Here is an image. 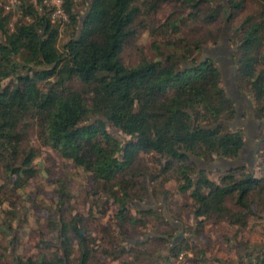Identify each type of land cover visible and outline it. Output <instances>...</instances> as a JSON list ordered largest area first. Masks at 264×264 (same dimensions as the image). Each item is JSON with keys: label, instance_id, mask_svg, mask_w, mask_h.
Wrapping results in <instances>:
<instances>
[{"label": "trees", "instance_id": "16d2710c", "mask_svg": "<svg viewBox=\"0 0 264 264\" xmlns=\"http://www.w3.org/2000/svg\"><path fill=\"white\" fill-rule=\"evenodd\" d=\"M19 1L7 14L0 7V181L8 180L0 184V233L11 244L17 237L15 212L2 206L8 185L21 190L35 177L33 130L40 147L83 170L88 194L104 200L98 214L111 216L97 237L83 215L65 218L70 194L61 183L57 214L39 230L36 254L9 264H168L180 255L181 264H206L207 251L188 238L172 245L180 228L163 210L187 232L178 213L136 206H155L148 201L158 197L165 203L172 179L190 199L180 208L191 211L192 233L207 225L232 228L239 237L230 250L236 264H264V251H250L242 236L257 227L251 218L264 223V0H82L81 20L73 1L64 0L72 36L61 49L58 27L29 0ZM169 6L172 12L156 20ZM223 24L231 32L234 84L262 122L253 171L212 172L195 163L235 160L246 139L242 128L221 124L232 122L236 110L217 63L196 58L218 44ZM145 33L147 45L138 41ZM108 126L129 139L121 141ZM142 155L160 169L139 168ZM6 260L0 251V264Z\"/></svg>", "mask_w": 264, "mask_h": 264}, {"label": "rangeland", "instance_id": "374dc122", "mask_svg": "<svg viewBox=\"0 0 264 264\" xmlns=\"http://www.w3.org/2000/svg\"><path fill=\"white\" fill-rule=\"evenodd\" d=\"M14 3L12 0H0V7L3 10V14H7L12 10ZM74 9L78 14V19L81 20L86 13V5L82 3V0H76ZM8 8V9H7ZM172 12L171 6L163 8L158 15L156 20H164ZM186 15V12H183ZM18 17H12L10 23L11 25L15 22ZM225 24V23H224ZM222 26V32L220 34V39H222V45L220 44V39L217 45L210 46L207 45L208 49H203L200 51L196 58L201 60L204 58H211L213 60H218L220 62L223 74L225 76V81L222 83L227 93L233 100L234 105L237 107V113L240 115L238 119V125L234 124L231 129L236 130L241 127H245L246 130V140H250L246 147V154L244 155L248 163H244V166L250 171L254 170L256 164V158L259 156L260 152H255V149L259 147L258 133L259 130L262 131L261 126L255 128L251 123L249 117V108L245 102V95L238 91L237 88L232 87L231 80L233 79V69H231L229 63L226 61L230 58V52L232 50L231 46L228 44L230 36V27L227 25ZM53 26L58 27L59 36L57 39V46L61 49L62 45L65 44L72 36V31L66 29V24ZM149 34L145 33L140 36L139 42L141 41L145 45L149 43ZM210 47V48H209ZM212 50V51H209ZM226 58V60H225ZM246 96V95H245ZM247 98V96H246ZM108 131L115 137L119 138L121 141L128 140L129 138L121 134L117 129L108 126ZM254 136V137H253ZM29 146L37 149L39 151V164L34 165L36 170L35 177L28 181L27 185L21 189H13V185H8L5 191V198L7 201L2 206L4 212H15L14 219L11 221L12 231L17 237L15 241L11 244L5 240L0 233V251L6 256L7 264L14 261V258H28L36 254V242L39 235V230L44 228L46 225V219L53 213L57 214L58 207V190L60 184L63 183L64 187L68 190L70 194V202L68 205V218L69 215L73 216L76 214L83 215L89 224L92 235H98L99 224L105 225L107 223L108 216H111L110 212H107L105 217L98 214L101 209L104 200L100 198L95 201L93 197L88 194L90 192V183L83 170L75 168L70 162L62 160L60 157L55 156L50 150L40 147L36 139L35 131L33 130L29 134ZM254 158V161L252 159ZM243 161V160H241ZM244 162V161H243ZM199 169H206V165L201 162L195 161ZM249 164V165H248ZM137 166L144 171H149L152 174L156 173L161 165H158L156 160L152 159L151 156H143L137 162ZM210 167H208L209 169ZM217 168H212L210 171H214ZM217 174L213 173L212 177H216ZM13 181V178L10 182ZM1 182L7 183L8 180L1 179ZM164 188L169 192V198L164 203L161 197L150 198L148 201L150 204L158 206L160 208L159 213H162V209L168 207L175 214L180 215L183 224L187 227V232L179 233V229H175L174 238L182 239L186 237L189 239L190 246H198L207 251V263L206 264H236L235 255L232 253L231 248H233L239 237H235V232L232 228L226 226H205L204 230L199 234L192 233L189 228L194 224V221L190 217L191 211L189 208H180L183 205H190V199L188 194L182 195L177 191V183L174 179L168 181ZM164 205V207L162 206ZM255 210L257 208L254 207ZM134 214V211H132ZM7 217V216H6ZM8 217H10L8 215ZM251 218V223L256 222V228L254 231H243L242 236L245 240L250 243V251L254 248L257 250L264 251V232L261 227L263 222ZM9 219L6 220L8 222ZM148 228L143 232L146 237L151 236V229ZM180 235V236H179ZM182 235V236H181ZM144 236V237H145ZM144 237L141 239L143 240ZM178 240V241H179ZM183 256V255H182ZM216 260L218 262H216ZM182 261H170L168 264H181ZM110 264H121L120 261L111 262ZM162 264V262H158Z\"/></svg>", "mask_w": 264, "mask_h": 264}, {"label": "water", "instance_id": "95a60500", "mask_svg": "<svg viewBox=\"0 0 264 264\" xmlns=\"http://www.w3.org/2000/svg\"><path fill=\"white\" fill-rule=\"evenodd\" d=\"M222 44H223V43H222V39H220V44H219V45H222ZM204 49H208V48H204ZM209 51H212V50H209ZM225 60H226V58H225ZM214 61L217 63V65H218V67H219V69H220L221 76H222V81H223V82L225 81V86H228V85L226 84L225 76H224V74H223V70H222V68H221L220 62H219L218 60H214ZM226 61L229 63L231 69H233V74H234V67H233V64H232L231 59H230V58H227ZM184 66H185V65H184ZM231 84H232V87L236 88L233 79L231 80ZM227 94H228V93H227ZM228 96H229V94H228ZM243 96L245 97V102H246V104H247V106H248V108H249V117H250V119H251V121H252L251 123L253 124V126H254L255 128H258L259 125H260L262 122H258V121H256V120L254 119V115H253V111H252V107H251L250 100H249L248 98H246L245 95H243ZM229 97H230V96H229ZM230 98H231V97H230ZM231 100H232V99H231ZM232 101H233V100H232ZM235 110H236V116H235V119H234L232 122H230V123H227V122H221V124H224V125H226V126H228V127H230V128H232L234 124H237V125H238V119L240 118V115L237 113V107H236V105H235ZM232 130H233V129H232ZM233 131H235V130H233ZM244 134L246 135V130H244ZM253 137H254V136H253ZM248 141H250V140H248ZM246 142H247V140H245L244 146L242 147V149H241L240 152H239V156H240V154L242 153V150L244 149L245 145L247 144ZM255 152H257V148L255 149ZM239 156H238V157H239ZM252 161H254V158L252 159ZM248 165H249V164H248ZM242 166H244V162L241 161V160H239L238 158L235 159V160H225V159H222V158H218V159H216L211 165L208 166V167H210L209 169H208V167H206V170L210 171L212 168H217V169H220V170H229V169H231V168H237V167H242ZM136 206H137L139 209H141V210H151V209H152V210H153V209L155 210V209H158V206L146 207V206H141L140 204H136ZM163 213H164L165 218H166L168 221H170L171 224H172L174 227H176V228H180V232H179V233H182V231H183L182 225H181L180 223L173 222V221L169 218V216L167 215V213H166L165 210H163ZM179 236H180V235H179ZM181 236H182V235H181ZM178 240H179V239H176V238H175V239L172 241V245L176 244V243L178 242Z\"/></svg>", "mask_w": 264, "mask_h": 264}, {"label": "built area", "instance_id": "2783aa9c", "mask_svg": "<svg viewBox=\"0 0 264 264\" xmlns=\"http://www.w3.org/2000/svg\"><path fill=\"white\" fill-rule=\"evenodd\" d=\"M30 3L34 6L35 10L40 14H46L49 19L50 24L55 25H64L68 22V16L64 8V0H29ZM74 5L76 0H72ZM14 3L12 9L16 5L20 4L19 0H12ZM75 8V7H74ZM8 9V8H7ZM20 13H16L15 16L18 17ZM183 256L180 255L176 262L182 261Z\"/></svg>", "mask_w": 264, "mask_h": 264}, {"label": "flooded vegetation", "instance_id": "af4514ba", "mask_svg": "<svg viewBox=\"0 0 264 264\" xmlns=\"http://www.w3.org/2000/svg\"><path fill=\"white\" fill-rule=\"evenodd\" d=\"M236 116V115H235ZM235 119V118H234ZM243 130H245V127H241ZM245 137L247 138V136L245 135ZM246 140V139H245ZM247 144L245 145L244 149L242 150V153L240 154V156L238 157L239 160H243L244 163L246 164V162L248 163L247 158L244 156L246 154V147L249 143L248 139H247Z\"/></svg>", "mask_w": 264, "mask_h": 264}]
</instances>
